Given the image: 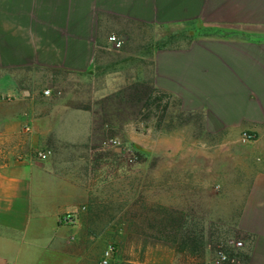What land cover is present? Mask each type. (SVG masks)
I'll return each mask as SVG.
<instances>
[{
	"label": "crops",
	"instance_id": "1",
	"mask_svg": "<svg viewBox=\"0 0 264 264\" xmlns=\"http://www.w3.org/2000/svg\"><path fill=\"white\" fill-rule=\"evenodd\" d=\"M138 26L184 33H159L132 74L100 69L110 37L126 47ZM129 92L157 106L149 123L143 106L123 123L130 139L145 146L141 130L159 132L152 168L121 175L114 219L110 172L87 167L95 130L111 127L102 102ZM162 101L173 117H160ZM214 201L244 244L243 264H264V0H0V264H101L118 222L141 254L142 226H160L147 248L154 264H207L196 259L207 227L186 225L207 226ZM71 213L73 225L62 221Z\"/></svg>",
	"mask_w": 264,
	"mask_h": 264
},
{
	"label": "rangeland",
	"instance_id": "2",
	"mask_svg": "<svg viewBox=\"0 0 264 264\" xmlns=\"http://www.w3.org/2000/svg\"><path fill=\"white\" fill-rule=\"evenodd\" d=\"M184 28L181 26H175L172 28L155 30L149 27L138 26L134 32H132L128 38V45L126 47H122L120 49H110V50H101L99 53V68L104 70H113L117 67L124 66L125 74H132V70L136 69V67L141 66L142 62L139 58L144 56L146 52H148L150 45H152L153 40H155L156 36L160 34H176L178 39L181 38V35L184 33ZM104 74H102L101 79L97 81V85L102 86L104 83ZM64 85H68L69 87H73V82L67 77H64ZM88 79L83 82L77 84L81 87L83 98L86 96V99L89 98L90 95L88 92L90 89ZM101 83V84H100ZM56 91L58 89L55 88ZM147 92H145L146 94ZM59 95V94H58ZM81 98V95L79 94ZM150 102L144 104H138L137 102V92H129L127 97H122L118 95H114L109 97L108 99L102 102L104 107L109 108L112 112L108 114V118L103 114L102 121L109 120L110 128L106 130L97 129L94 132L93 144L92 148L94 149V155L96 160L89 164L87 167L88 171L91 170H99L100 172H110L111 176V185L112 189V204H113V216L114 219L116 217H121V212L124 206V200L122 199L121 193V175L126 170H131L135 168H141L143 165L146 167L152 168V158L148 153L152 151V137L153 134L159 132L158 128H144L141 130L145 134L146 145L138 144L135 141L131 140L127 134V130L123 127V123L128 120L129 123L135 120L137 117V110L140 107L145 108V113H143L145 117V123H149V121L153 120L154 115L156 116L157 106L151 99ZM154 110L155 114L152 113ZM161 113L160 117H173L168 113L167 104L163 105V101L160 107ZM175 115V114H174ZM174 117L180 118L183 122V117L175 115ZM174 120V119H173ZM108 121V122H109ZM160 120H158L159 122ZM158 122L156 125H158ZM160 123V122H159ZM167 133H177L176 130L167 128L165 130ZM183 134V132H181ZM179 133V134H181ZM178 134V135H179ZM116 141V143H113ZM105 158V159H104ZM84 166H82V169ZM93 180V178H91ZM97 178H94L96 180ZM108 182V176H107ZM103 183V182H102ZM217 201L210 203V206L213 205V208H209V220L207 226L200 225H186L187 230L192 228H196L198 231L202 228L205 229L207 227V233L209 238V248L206 250L197 249L196 251L200 254L196 259L199 262H207V264H211L212 259L215 254L224 249L225 244L229 240H238L236 236V232L234 228L227 222L228 211H223V209H218L215 206ZM184 220V219H183ZM152 221V220H150ZM199 222V220H198ZM159 225L149 223L145 226H142L143 232L142 235L144 237V241L139 242L145 245L143 253L140 251H136V235H137V226L132 225L129 226V229L133 230V236H135L131 241L132 237L129 236V240H127V235L124 233L126 229L124 225L119 222L114 224V238L111 243L116 248L115 258L121 259L124 263H129L130 261H140L144 260L146 264H154L155 256L152 255V252L148 250V245H154L158 243V229ZM182 228L181 236H189L185 233V227L180 225ZM192 231V230H191ZM179 234V233H178ZM133 243V244H132ZM132 244V245H131ZM107 245V246H108ZM203 253V254H201ZM181 259H187L181 257ZM190 259V258H188Z\"/></svg>",
	"mask_w": 264,
	"mask_h": 264
},
{
	"label": "built area",
	"instance_id": "3",
	"mask_svg": "<svg viewBox=\"0 0 264 264\" xmlns=\"http://www.w3.org/2000/svg\"><path fill=\"white\" fill-rule=\"evenodd\" d=\"M110 42H112L114 49H120L123 46V41L120 38H117L116 36L110 37ZM46 96H49L51 94L50 90H46L44 92ZM252 136L251 134L246 133L244 135L245 140H251ZM113 143H116V141H113ZM52 155L51 150H43L37 152V157L41 161L48 160ZM77 213H71L67 214L62 218V221L66 222V224H76L78 221ZM244 247L243 242L238 240H229L226 244L224 249L219 250L214 258L212 259L213 264H243V260L240 256V250ZM116 254V248L114 245L110 244L107 246V248L104 250L103 257L101 260V264H111V261L113 260L114 256Z\"/></svg>",
	"mask_w": 264,
	"mask_h": 264
}]
</instances>
